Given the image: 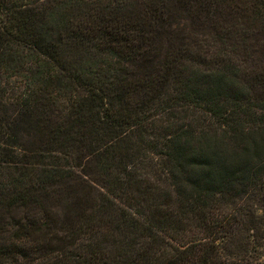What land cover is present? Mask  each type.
<instances>
[{
  "label": "trees",
  "instance_id": "obj_1",
  "mask_svg": "<svg viewBox=\"0 0 264 264\" xmlns=\"http://www.w3.org/2000/svg\"><path fill=\"white\" fill-rule=\"evenodd\" d=\"M86 2L0 0V264H264V70Z\"/></svg>",
  "mask_w": 264,
  "mask_h": 264
},
{
  "label": "rangeland",
  "instance_id": "obj_2",
  "mask_svg": "<svg viewBox=\"0 0 264 264\" xmlns=\"http://www.w3.org/2000/svg\"><path fill=\"white\" fill-rule=\"evenodd\" d=\"M152 7L160 14L178 10L183 16L171 39H166V25ZM80 10L78 21L93 32L105 27L126 31L129 21H139L146 39L138 34L121 46L144 44L148 52L166 54L169 44L185 45L187 55L206 52L211 58H230L244 79L264 70V0H88ZM220 32L229 35L224 43L215 40ZM183 65L187 68L190 63L184 59ZM132 78L130 73L126 82Z\"/></svg>",
  "mask_w": 264,
  "mask_h": 264
}]
</instances>
